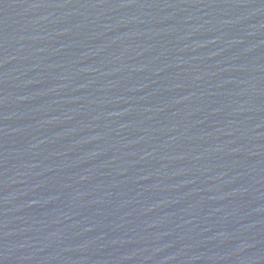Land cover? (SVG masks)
Instances as JSON below:
<instances>
[{"label":"water","instance_id":"water-1","mask_svg":"<svg viewBox=\"0 0 264 264\" xmlns=\"http://www.w3.org/2000/svg\"><path fill=\"white\" fill-rule=\"evenodd\" d=\"M0 264H264V0H0Z\"/></svg>","mask_w":264,"mask_h":264}]
</instances>
